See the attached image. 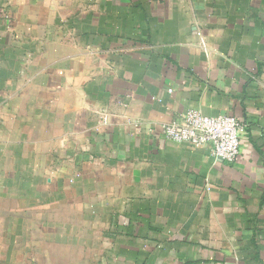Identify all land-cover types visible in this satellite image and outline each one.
<instances>
[{
  "label": "crops",
  "instance_id": "crops-1",
  "mask_svg": "<svg viewBox=\"0 0 264 264\" xmlns=\"http://www.w3.org/2000/svg\"><path fill=\"white\" fill-rule=\"evenodd\" d=\"M0 264H264V0H0Z\"/></svg>",
  "mask_w": 264,
  "mask_h": 264
},
{
  "label": "built area",
  "instance_id": "built-area-1",
  "mask_svg": "<svg viewBox=\"0 0 264 264\" xmlns=\"http://www.w3.org/2000/svg\"><path fill=\"white\" fill-rule=\"evenodd\" d=\"M163 130L166 137L176 142L209 145L216 159L233 163L241 153L245 125L231 114L209 116L188 110L182 121L165 124Z\"/></svg>",
  "mask_w": 264,
  "mask_h": 264
}]
</instances>
